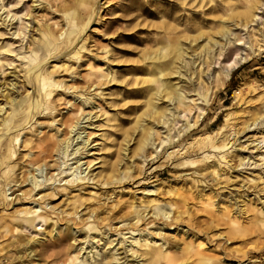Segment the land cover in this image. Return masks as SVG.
<instances>
[{
    "label": "bare ground",
    "instance_id": "obj_1",
    "mask_svg": "<svg viewBox=\"0 0 264 264\" xmlns=\"http://www.w3.org/2000/svg\"><path fill=\"white\" fill-rule=\"evenodd\" d=\"M39 1H48L55 11H60L62 13V23H58V25L61 24V26L59 29H56V23L40 24L37 22L38 36L31 37L30 44H32V47L26 51H22L23 49L19 48L16 55L18 58L24 59L23 63L28 65L25 69V79L26 84L32 87L33 90L31 92L29 88H27V92L18 95V97H13L10 96L9 93H4L6 101L3 105H0V113L4 110V112L1 113L2 115H0L2 116L0 118V251L7 248L4 255L0 253V264H4L5 261L10 259L8 256V251L10 252L8 246L10 243L7 242L4 244V237L7 234L12 236L18 227L22 229L34 227L37 229L45 225L44 234L47 233L50 239H55L57 237L54 231L55 229L61 228V221H59L57 216L53 215L52 212L46 211L45 208L47 205L43 206V204H46L45 202L48 198L55 197L58 194L55 190V186L52 187V184H55L56 180L62 181L65 179L61 175L66 172L67 168L62 169L61 166H58V172L52 173L51 176L49 178L46 177L45 180H39L38 173L35 172L41 169L42 165H45L47 169H53V164H49L46 159L54 155V148L57 147L56 149L59 150L60 146L63 145L62 152L67 157L71 154L79 153L77 161H75L78 162V164L76 166H71L69 168L70 173L65 175V177L72 174L74 175L71 179H66V181L72 182V186H84L85 183H89L92 180L93 183H100L103 186L106 185L117 188L123 181L134 179L139 173L143 172V167L146 164L147 158L158 152V145L155 146L156 139H158V143L161 145L169 142L172 143L173 141H177L180 136L184 135V131L187 132L189 129L195 128L204 117L207 111L206 106L209 104L212 95L231 77L234 69L250 61L253 54L261 47L258 42L250 40L246 44V47H237V49L232 51L233 54L228 53L227 56L224 52L225 42L222 38L228 37L232 28L227 25L226 22H223L220 28L216 30V34L204 36V33L200 32L196 35H188L187 39H182L179 35L178 29L180 25L178 23L173 25L171 22L165 23L162 29L163 35L158 40L141 36L140 33L142 29L130 33L124 32L125 30L119 32L114 38L137 39L140 42L144 40H154L157 44L156 48H145L142 53L143 60L137 61L138 63H145L143 68H145L146 76L143 82L146 83V86L143 92L148 97V105L143 115L141 117L139 116L140 118L136 120L137 128L135 127L131 132L126 131L124 138L125 145L122 148V153H124L123 158L128 155L127 150H130L132 154L129 158L132 157L134 159H128L127 166H125L123 170L119 167L120 163L115 162L112 163L109 168H104L95 173L94 169L101 167V165L95 167L96 163L100 161L93 162L91 159L82 161L83 158L90 156L88 155L91 151L89 146L94 140L90 141V137L93 134L92 132H88L87 135H85L87 136L85 139L81 131L85 132L86 128H91L90 125L92 121H89V124L85 127L80 126L82 120H71L67 118L65 123L70 122L69 131H62L60 134L61 130L58 125H62L63 122L60 124L57 123L58 125L56 126L55 122L59 121L56 119V116H54L51 118V123L55 126L52 128V131L55 129V132L52 134L46 133L39 135V119H35V117L41 116L43 112L50 114L55 112L56 100L54 93H57L59 90L75 93L77 98L82 97L83 103L88 102L91 104L92 109H95L102 105V103L96 101L95 98L103 93V86L115 81L116 72L113 69L115 65L110 64L113 62V49L109 48L108 45L103 47V51L105 52L104 58H108L110 61L109 65L105 68L107 72H105L103 68L92 67L86 75L90 82L87 81L84 88L70 84L64 78H59L56 74V71L61 67L67 71H72L74 68L72 65L55 63L52 64V69L47 66V64L50 63L49 59L52 57L56 58L65 51L64 49L74 48V50L70 52L69 58H76L77 60H79L85 52L91 50L88 47L89 37L87 29L90 24L96 20V16H99L98 0ZM202 1L203 0H201V3ZM18 2L19 1L16 0L14 5ZM137 2L141 3V0H137ZM149 4L150 3H143L140 7L147 14L151 13L148 7ZM135 5L136 0H131L130 3L105 0L102 4L103 7L109 8V11L112 13H115L118 9H124L130 12ZM172 6L173 7L170 6L172 10L171 15L175 20L185 17L184 15H178V11L175 12L176 6ZM259 7L258 0H248V3L240 14L254 20ZM155 11V9H152V12ZM13 15L16 17L18 14L16 12ZM26 16L25 14V17ZM193 16H195V14ZM19 18L22 19L23 26L18 29V34H23L25 37L31 20L23 18L22 15ZM109 29L110 27L107 28V30ZM218 35L221 38H218ZM257 35L259 34L256 31L252 33V37L254 36L256 40L260 41ZM202 37L205 41L203 40L202 43H197ZM241 39L240 37L235 38L233 42L240 41ZM188 40L190 45L184 47L183 43H187ZM231 41L232 40L229 42ZM218 44L221 45L218 56L221 57L224 55L226 60L232 59L228 61L226 69L223 71L219 70L214 77L215 81L212 85L206 83L203 92L194 90L199 94L197 101L196 98L189 96L188 91H190L191 87L188 83L187 85L177 84L171 81L170 76L175 73L181 74L180 69L175 64L184 59L185 55L188 54V48H192L193 52L198 51V53H204L206 55L205 62L211 65L215 60V55L211 52ZM257 45H259L258 49L256 48ZM4 49L8 52L16 53V50L12 48V46L0 45V53ZM95 57L96 54H93L94 60ZM12 63L11 61L9 64ZM3 66L4 62L0 57V69H2ZM201 69L200 71H202ZM138 71L139 69L135 68L133 73L137 75ZM200 77H202V73ZM185 81L190 82L192 79L188 78V80ZM93 86H95V88L91 90L90 88ZM81 89H84V91L82 92ZM99 89L101 90L99 91ZM164 99H167L170 103L177 104V110L173 111L168 104L161 105L159 100L164 101ZM193 110L196 112L194 122L187 119L184 128L178 129L175 135L171 134V127L174 128L176 122L178 123L181 120L180 111H185L183 115H187ZM91 113V111L87 112V114ZM93 116L96 115L93 113L91 118ZM260 116V113H258V117L254 119L252 123H256ZM146 118L152 120L145 123ZM89 119L90 116L88 117V120ZM229 119L230 118L227 117L226 122L229 121ZM156 123L167 125L168 132L166 135L162 136L161 130L155 129L154 126ZM252 123L250 125H252ZM228 124L229 123H225L213 132L193 133L190 136L189 142L185 143L186 145L175 146L167 153L169 159L172 158L173 160L174 158H179V161L174 163L172 168H175V166L195 168V166L199 164L194 170V173L196 172L199 177L204 179L208 176L204 186H197L198 190L194 192L192 187L187 191L182 190L181 187L174 189L168 188L165 193H174L176 195L175 199L163 201L160 200L158 196H155L153 198L142 199L139 203L131 202L128 204V208L132 210L129 213L125 212V214H121L126 208L124 207L126 204H123L121 200H118L116 203L112 202V209L119 215H112L114 213L99 211V209L96 208H89L88 211L82 213H80L81 211L79 210H75V218H80L82 220V227L80 228L77 226L75 221L72 223L70 220L64 221L65 234L59 238L57 237L58 239L53 243H49L45 249L47 252V250H53L59 247L52 254L54 259L50 264H228L225 260L229 259L220 257V253L223 255L226 254V256L235 254L237 248H231L230 243H228L229 240L249 238L256 229L260 231L264 229V218L261 216L264 208V196L261 190H264V188H258L260 183L264 184L263 170H261L260 174L251 172L249 176L250 181L256 182L253 192H250L249 195H254V198H257L262 205L261 207H257L258 205H256L249 210L254 213L252 220H250L252 225L242 218L243 214H241V211L245 208H241L238 201H233L235 197L232 195L233 191L230 188L229 181H236L238 176H233L232 173L227 175V172L225 173L220 170L222 163L228 165V152H225L229 150V144L233 139L230 138L231 134L224 133L229 126ZM250 125L248 124L246 126ZM74 128L81 129L77 132L78 136L76 137L77 139L81 138L80 143L77 141V144H80V146L76 148L72 147V149L69 150L75 138L72 139L68 134L72 133ZM136 129L141 133H139L135 146L129 149V143L133 139ZM236 133V130H234L233 135L235 136ZM62 135L63 137L59 139ZM261 135L262 139L259 143H264V132H262ZM21 136H23L22 139ZM236 140H234V142ZM259 143H254L253 145L259 146ZM18 145L24 148V151H21L20 155H17ZM190 150H200V157H191L189 154ZM35 151H38V155L29 157L36 155ZM85 154L86 156H83ZM259 157L264 159V154H260ZM85 164H87V166L83 169L82 166ZM238 165H244V160L242 158L240 159V157L239 164H237L236 167ZM74 167L75 169L72 170ZM79 169H81V174L84 172L83 175L75 173V171L78 172ZM87 169L89 170L86 172ZM171 171H174V169H171ZM59 175L62 177L61 179L57 178ZM204 179H199L198 183H203ZM48 180H51V182L47 185V188L52 190L40 195V193L44 191L41 186ZM26 182H28V185H31L29 188L22 191L25 198L24 200L21 199V197L17 198V194L14 198L13 196L11 198L9 197V189H13V192H10V194H14L22 190ZM82 188L83 187H79L76 189L79 191L76 193L77 200H80L82 197ZM225 188L228 190H224ZM37 189L38 191L36 192ZM65 190L66 188L64 187L63 191ZM158 190V188H153L152 190L144 192L155 193ZM112 192L115 193L114 189H112ZM92 194L97 196L98 192H92ZM37 195H40L41 200ZM218 196L222 197L221 203H218V200L216 201V197ZM243 196L248 200L244 194ZM16 198L18 202L22 200L20 203L22 207L11 210L8 205L11 203L13 204ZM191 200L194 201V207L192 205L194 209L198 208L210 213L209 220L202 222L200 219L197 220L191 215L192 208L187 207ZM23 201L28 202V205L23 206ZM224 203L225 205H222ZM117 206L119 207L118 209ZM54 211L53 206V212ZM151 211L152 214H150ZM172 212L173 214L171 215ZM149 214L150 216H148ZM84 215L87 216L85 217ZM185 216L191 222L188 224L190 230L181 227V225H183L181 222L182 218H185ZM149 217L153 218L148 221ZM84 228L88 232L86 236L88 242L93 240V243L90 245L91 249L89 251L85 250L83 254L87 252L89 256L93 248L97 247L94 243H99V246L101 244L100 241L104 240V245L101 244L102 247L105 248L104 251L99 253L100 249H96L98 256L99 254L102 256L100 258L97 257L94 261H90L88 258L84 259L83 254H80L84 246L77 247L75 244L72 246V244L69 243L70 238L73 237L71 236L73 229L81 230ZM163 230L166 231L163 232ZM169 230L176 231L172 236L169 235L171 241L168 243V235L166 232ZM109 232H111L110 236L105 238ZM113 235H116V237H112ZM213 236H217L218 241L214 243V247L210 249L211 245H209V239H212ZM30 240L34 242L41 241L39 238H31ZM158 241L162 242L158 243ZM71 247L74 249L72 250ZM28 249V255L35 257V253L31 247H28ZM227 250H230V252ZM239 251L243 250L239 249ZM92 255L94 256V253ZM93 258L95 259V256ZM238 260L241 264L243 263L240 258H238ZM218 261H220V263H218ZM233 261L237 263V260ZM22 264L34 263L30 261L23 262Z\"/></svg>",
    "mask_w": 264,
    "mask_h": 264
},
{
    "label": "rangeland",
    "instance_id": "obj_2",
    "mask_svg": "<svg viewBox=\"0 0 264 264\" xmlns=\"http://www.w3.org/2000/svg\"><path fill=\"white\" fill-rule=\"evenodd\" d=\"M18 1L19 2L14 5L16 0H4V2L3 0H0V45H9L16 50L15 53L8 52L4 49L0 53V57L4 62L3 68L0 69V105H3L6 101L4 93H9L10 96L18 97V95L27 92V88H29L31 92L33 90L32 87H29L28 84H26L25 69L28 65L23 63L24 59L16 56L18 52L17 50L22 48V51H26L32 47L30 40L32 36H38V23H56V29H59L61 26V24L58 25V23H62V13L60 11H55L48 1ZM104 1L105 0H98L99 16H96V20L93 21L87 29L89 37L88 47L91 50L85 52L83 56L77 60L76 58H69V54L74 48H67L56 58L52 57L49 59L50 63L47 64L50 69L53 68L52 64L55 63L72 65L74 67L72 71H67L61 67L56 71V74L59 78H64L68 83L84 88V85H86V82L88 81L86 75L92 67H100L107 72L105 68L109 65L110 61L108 58H104L105 52L103 51V47L108 45L109 48L113 49V62L110 64L115 65L113 69L116 72V79L113 82L105 84L103 86V93L95 98V100L100 101L102 105L92 109L90 103H83V99H81L82 97L77 98L75 93L59 90L57 93H54L56 100L55 112L52 114L43 112L41 116L35 117V119H39V135L46 133L52 134L55 132V129L52 131V128L55 126L51 123V118L54 116H56V119L59 121L55 122L56 126L63 122L62 125H58L61 130L60 134L62 131H69L70 122L65 123L67 118L71 120H82L80 126L85 127L89 124V121H92V124L90 125L91 128H86L85 132L81 131V134L85 139L87 138L85 135H87L88 132H92L93 134L90 137V141L94 140L89 146L91 151L88 155L90 156L83 158L82 161L87 159H91L93 162L100 161L96 163L95 167L98 165H101V167L95 168V173L104 168H109L112 163L115 162L120 163L119 167L122 170L127 166V160H131L132 157H129L132 153L130 150H127L128 155L123 158L124 153H122V148L125 145L124 138L126 131L131 132L135 127L137 128L136 120L143 115L148 105V97L143 92V89L146 86V83L143 82L145 80L144 77L146 76L145 68H143L145 63H138L137 61L143 60L142 53L145 48L153 49L157 47V44L154 40H144L140 42L137 39L114 38L119 32L125 30L124 32L130 33L142 29V32L140 33L141 36L158 40L163 35L162 29L164 28L165 23L171 22L173 25L176 23L180 25L178 33L182 39H187L188 35H196L200 32L204 33V36L216 34V30L220 28L223 22H226L227 25L232 28L229 36L222 38L225 42L224 52L227 56L228 53L233 54L232 51L237 49V47H246V44L250 40L258 42L261 47L255 54H253L250 61L234 69L231 77L226 80L225 84L220 87L215 94L212 95L209 104L206 106L207 111L204 117L195 128L189 129L187 132L184 131V135L180 136L177 141H173L172 143L169 142L161 145L158 143V139H156L155 146L158 145V152L147 158L146 164L143 167V172L139 173L134 179L123 181V183L117 188L113 186H103L100 183H93L92 180L89 183H85L84 186H72V182H68L66 179H71L74 175L72 174L66 177L65 175L70 173L69 168L71 166H76L78 164V162L75 161H77L79 153L71 154L67 157L62 152L63 145L60 146L59 150L56 149L57 147L54 148V155L46 159L49 164H53V169H47L45 165H42V168L35 172L38 173L39 180H45L46 177L49 178L52 173L58 172V166H61L62 169L67 168L66 172L61 175L65 179L62 181L56 180L55 184H52V187L55 186V190L58 194L55 197L48 198L45 202L46 204H43V206L47 205L45 208L46 211L52 212V214L57 216L59 221H61V228L55 229L54 231L57 237L59 238L65 234L64 221L70 220L71 223L75 221L77 226L80 228L82 227V220L80 218H75V210H79L81 211L80 213H82L88 211L89 208H96L99 209V211L114 213L112 215H119L114 209H112V202L116 203L118 200H121L123 204H126L124 206L126 208L121 214H125V212H131L132 209L128 208V204L131 202L139 203L142 199L153 198L155 196H158L160 200L163 201L175 199L176 195L174 193H165L168 188L174 189L181 187L182 190L187 191L192 187L194 192L198 190L197 186H204L208 176L204 179L199 177L196 172L194 173V170L199 164L198 166H195V168H189L188 166H175V168H172L174 163L179 161V158H174L173 160L172 158L169 159L167 153L175 146L186 145L185 143L189 142L190 136L193 133L199 134L206 131L213 132L225 123H229V126L224 133L231 134L230 138L233 139L229 144V150L225 152H228V165L222 163L220 170L225 173L227 172V175L232 173L233 176H238L236 181H229L230 188L233 191L232 195L235 197L233 201H238L241 208H245L241 211V214H243L242 218L247 223L251 224L250 220H252L254 213L249 210L256 205H258L257 207H261L262 205L257 198H254V195H249L250 192H253L256 184V182L249 180V176L251 175V172L260 174L261 170H263L264 175V159L259 157L260 154H264V143H259L262 139L261 134L264 132V0H258L260 7L256 12L254 20L240 14L248 3V0H203L202 3L201 0H141V3L136 0V5L132 11L127 12L124 9H118L115 13L109 11V8L102 6ZM115 1L125 3L131 2V0ZM143 3H150L148 6L151 10L150 14H147L140 8ZM172 5L176 6L175 12L178 11V15H184L185 17L175 20L171 15L172 10L170 9V6L173 7ZM152 9H155L156 11L152 12ZM16 12L18 15L15 17L13 14ZM25 14L27 15L26 17ZM194 14L195 16H193ZM21 15L23 18L31 20L25 37L23 34H18V29L23 26L22 19L19 18ZM108 27H110L109 30H107ZM254 31L258 32L259 35H257V37H259L260 41L256 40L254 36L252 37ZM238 37L242 39L233 42V40ZM218 38L221 37L218 35ZM189 40L187 43H183L184 47L190 45ZM203 40L204 38L202 37L197 43H202ZM230 40L232 41L229 42ZM258 46L259 45L256 47L257 49ZM220 48L221 45L218 44L211 52L215 55V60L211 65L205 62L206 55L204 53L201 54L198 53V51L193 52L192 48H188V54L185 55L184 59L175 64L180 69L181 74L175 73L171 75V81L177 84L187 85L188 83L191 87L190 91H188L189 96L197 99L199 94H197L196 91L203 92L206 83L212 85L215 81L214 77L219 70L223 71L226 69L228 61L232 59L226 60L224 55L219 57L218 53ZM93 54H96L95 60L93 59ZM11 61L13 63L9 64ZM135 68L139 69L137 75L133 73ZM200 69L202 71H200ZM201 73L202 77H200ZM188 78L192 79V81L186 82L185 80H188ZM94 88L95 86L90 89L93 90ZM100 90L101 89H99V91ZM81 91L83 92L84 89H81ZM159 103L161 105L168 104L173 111L177 110V104L170 103L167 99H164V101L159 100ZM89 111L92 113L87 114ZM3 112L4 110L1 113ZM1 113L0 115H2ZM93 113L96 116L91 118ZM184 113L185 111H180L181 120L178 123L176 122L174 128L171 127V134L175 135L178 129L184 128L187 119L194 122V116L196 114L195 110L187 115H183ZM258 113H260L261 116L257 119L256 123H252V121L258 117ZM89 116L91 120H88ZM1 117L2 116H0V118ZM227 117L230 119L226 122ZM150 120L152 119L146 118L145 123ZM251 123L252 125H250ZM248 124L250 126H246ZM154 127L155 129L161 130L162 136L166 135L168 132L167 125H163V123H156ZM80 130L81 129L74 128V131L68 134L72 139L75 138L73 145L69 150H71L72 147L76 148L80 146V144H77V141L80 143L81 138H76L78 136L77 132ZM234 130L237 132L235 136L233 135ZM139 133L141 132L136 129L133 139L129 143V149H132V147L135 146ZM22 137L23 136H21V139ZM62 137L63 135L60 136L59 139ZM234 140L236 141L234 142ZM254 143H259L260 147L253 145ZM21 151L23 152L24 148L18 145L17 155H20ZM35 154L36 155L29 157L37 156L38 151H35ZM189 154L193 158H199L201 155L200 150H190ZM83 156H86V154ZM239 157L244 160V165H238L236 167V165L239 164ZM86 166L87 164L83 165V169ZM74 169L75 167L72 170ZM171 169H174V171H171ZM80 170L81 169H79L78 172L75 171V173L83 175L84 172L81 174ZM88 170L89 169H87L86 172ZM61 176L59 175L57 178L61 179ZM199 179H204V182L198 183ZM50 182L51 180H48L41 186L44 191L41 192L40 195L52 190L47 188V185ZM30 185L31 184L28 185V182H26L22 190L17 191L14 194H10V192H13V189H9V197L11 198L13 196L14 198L17 194V198L21 197V199L24 200L25 198L22 191L29 188ZM64 187L66 188V192L63 191ZM79 187H83L81 191L82 197L80 200H77L76 193L79 191L76 189ZM260 187L264 188V184L260 183L258 188ZM153 188H158L159 190L155 193L144 192L152 190ZM112 189H114L115 193L112 192ZM224 190L228 189L225 188ZM37 191L38 189L36 192ZM92 192H98V195L94 196ZM261 192L264 196V190H261ZM243 194L248 200L244 198ZM40 195H37V197L41 200ZM17 198L14 200L13 204L11 203L8 205L11 210L22 207V205H20L22 200H19L18 202ZM221 198V196L216 197V201L218 200L217 202L221 203ZM23 202V206L28 205V202ZM193 204L194 201L191 200L187 205V207L192 208L191 215L197 220L200 219L202 222L210 219V213L198 208L194 209ZM222 205H225V203ZM53 206L57 213L55 211L53 212ZM118 208L119 207L117 206V209ZM150 214H152V211ZM150 214L148 216H150ZM172 214L173 212L171 215ZM84 216L86 217L87 215ZM186 216L185 218H182L181 222L183 225H181V227L190 230L188 224L191 222ZM261 216L264 218V208ZM152 218L153 217H149L148 221ZM44 227L45 225L37 229L34 227L27 229L18 227L12 236L7 234L4 237V244L7 242L10 243L8 246V249L10 248V252L8 251L10 259L5 261L4 264H22L23 262L30 261L34 264L52 263V260L54 259L52 254L59 247H56L53 250H47V252L45 249L49 243H53L58 238L50 239L47 233L44 234ZM165 231L166 230H163V232ZM175 231L176 230H169L166 232L168 235V243L171 241L169 235L172 236ZM111 232H109L105 238L110 236ZM87 234L88 232L85 228L81 230L73 229L71 233V236L73 237L70 238L69 243L72 244V246L74 244L77 247L84 246L80 253L81 255L85 250L89 251L91 249L90 245L93 243V240L88 242V239L86 238ZM112 237H116V235H113ZM31 238H39L41 241L34 242L30 240ZM217 239V236H213L212 239H209V245H211L210 249L214 247L213 245L218 241ZM103 242L104 240L100 241L102 245H104ZM160 242L162 241H158V243ZM228 243H230L231 248H237V251H235V254L232 256H226V254L223 255L220 253V257L229 259L225 260L226 263L241 264L238 260V258H240L243 261L242 264H264V229L262 231L256 229L249 238H236L229 240ZM98 244L99 243L96 242L94 243L97 247L93 248V251L89 253V256L87 255V252L83 254L84 259L88 258L90 261H94L97 257L100 258L102 256L100 254L98 256L96 249H100L99 253H101L105 248H103L101 244L98 246ZM28 247H31L35 253V257L28 255ZM239 249H242L243 251H239ZM6 250L7 248L0 251V253L4 255ZM227 251L230 252V250ZM93 253L95 259L93 258ZM233 260H237V263H234ZM218 263H220V261H218Z\"/></svg>",
    "mask_w": 264,
    "mask_h": 264
}]
</instances>
